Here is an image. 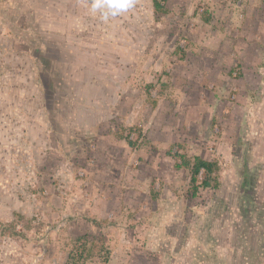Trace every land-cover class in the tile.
<instances>
[{"label": "rangeland", "instance_id": "1", "mask_svg": "<svg viewBox=\"0 0 264 264\" xmlns=\"http://www.w3.org/2000/svg\"><path fill=\"white\" fill-rule=\"evenodd\" d=\"M92 3L0 0V264H264V0Z\"/></svg>", "mask_w": 264, "mask_h": 264}, {"label": "trees", "instance_id": "2", "mask_svg": "<svg viewBox=\"0 0 264 264\" xmlns=\"http://www.w3.org/2000/svg\"><path fill=\"white\" fill-rule=\"evenodd\" d=\"M165 0H151L153 11L156 14H161L165 11ZM125 140L131 145L133 141ZM174 157H179L180 161H175V167H184L189 170L191 190L194 196H200L199 190L212 189L216 190L219 187V181L216 177L215 169L216 162L213 160L204 159L198 155L187 156L180 152L173 153ZM220 213H218L219 216ZM87 236L81 235L76 240L75 248L69 253V258L79 261L83 258V253L87 244Z\"/></svg>", "mask_w": 264, "mask_h": 264}, {"label": "clouds", "instance_id": "3", "mask_svg": "<svg viewBox=\"0 0 264 264\" xmlns=\"http://www.w3.org/2000/svg\"><path fill=\"white\" fill-rule=\"evenodd\" d=\"M135 0H93L92 10L101 11L103 18L116 16L134 7Z\"/></svg>", "mask_w": 264, "mask_h": 264}]
</instances>
